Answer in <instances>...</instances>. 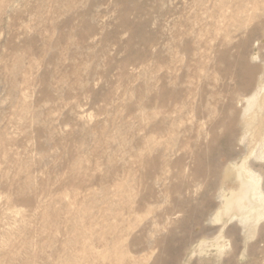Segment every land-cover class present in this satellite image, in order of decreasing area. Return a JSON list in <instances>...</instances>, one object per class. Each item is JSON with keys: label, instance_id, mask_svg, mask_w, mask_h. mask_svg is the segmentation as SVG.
I'll return each mask as SVG.
<instances>
[{"label": "rangeland", "instance_id": "374dc122", "mask_svg": "<svg viewBox=\"0 0 264 264\" xmlns=\"http://www.w3.org/2000/svg\"><path fill=\"white\" fill-rule=\"evenodd\" d=\"M247 170L264 0H0V264H264Z\"/></svg>", "mask_w": 264, "mask_h": 264}, {"label": "bare ground", "instance_id": "6f19581e", "mask_svg": "<svg viewBox=\"0 0 264 264\" xmlns=\"http://www.w3.org/2000/svg\"><path fill=\"white\" fill-rule=\"evenodd\" d=\"M246 174L247 182L242 184L241 192L235 198L236 205L238 206V210H242L245 207H251L252 201L258 202L259 206L256 215V220H258L264 217V186L262 183V174L258 171L251 170H247ZM249 220L250 218L245 217L244 221H240L245 224Z\"/></svg>", "mask_w": 264, "mask_h": 264}]
</instances>
